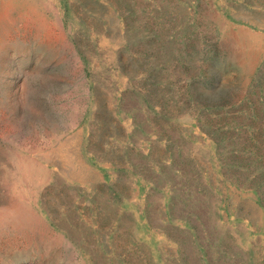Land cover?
<instances>
[{"label": "rangeland", "instance_id": "rangeland-1", "mask_svg": "<svg viewBox=\"0 0 264 264\" xmlns=\"http://www.w3.org/2000/svg\"><path fill=\"white\" fill-rule=\"evenodd\" d=\"M0 264H264V0H0Z\"/></svg>", "mask_w": 264, "mask_h": 264}]
</instances>
